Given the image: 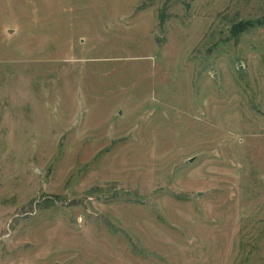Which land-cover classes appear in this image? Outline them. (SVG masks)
Returning <instances> with one entry per match:
<instances>
[{"label": "rangeland", "instance_id": "374dc122", "mask_svg": "<svg viewBox=\"0 0 264 264\" xmlns=\"http://www.w3.org/2000/svg\"><path fill=\"white\" fill-rule=\"evenodd\" d=\"M0 264H264V0H0Z\"/></svg>", "mask_w": 264, "mask_h": 264}]
</instances>
